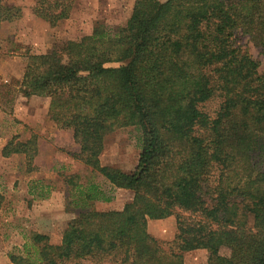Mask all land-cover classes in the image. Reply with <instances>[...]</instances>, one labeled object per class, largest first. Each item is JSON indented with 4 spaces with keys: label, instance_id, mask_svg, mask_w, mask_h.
Masks as SVG:
<instances>
[{
    "label": "trees",
    "instance_id": "trees-1",
    "mask_svg": "<svg viewBox=\"0 0 264 264\" xmlns=\"http://www.w3.org/2000/svg\"><path fill=\"white\" fill-rule=\"evenodd\" d=\"M73 2L35 0L32 12L55 26ZM21 15L0 0V24ZM238 29L264 54V0H134L115 31L97 23L78 40L27 54L23 96L48 98V116L79 145L75 157L108 187L68 181L84 200L109 201L113 189L134 194L121 210L79 213L58 244L24 232L11 264H182L194 249L207 251V264H264V169L256 160L264 162V72L235 44ZM215 97L210 116L201 105ZM113 126L140 132L130 172L100 163ZM37 151L32 134L12 137L1 153L24 155L30 172ZM173 214L177 251H166L146 223Z\"/></svg>",
    "mask_w": 264,
    "mask_h": 264
},
{
    "label": "rangeland",
    "instance_id": "rangeland-1",
    "mask_svg": "<svg viewBox=\"0 0 264 264\" xmlns=\"http://www.w3.org/2000/svg\"><path fill=\"white\" fill-rule=\"evenodd\" d=\"M16 1L22 2L20 5L23 10L22 18L15 21V25L11 23V25L0 26V58L6 60L3 72H0V108L8 117L0 121V137L7 136L10 140L17 136L19 140L24 141L23 136H26L25 134H28L30 130L29 134H35L37 141L41 136L45 138V142L43 143L44 151L40 157L42 164L35 165V170L26 172L25 159L22 154H19L15 160L9 162L10 165H14V170L11 168L7 174L0 172V192L3 193L0 199V257L7 256L10 251L20 248L24 242L23 233L33 230V227L35 230H38L39 226L42 227L43 229L40 230L42 232L52 231L53 233H49L48 236L52 242H56L59 239L58 233L61 228L79 213L89 210H121L125 203L132 200L134 194L129 189H113L112 198L109 201L84 200V195L80 192L82 189L75 188L68 181L69 177L74 176L73 183L82 185L96 183L108 187L104 178L97 172L91 171L75 157L79 151V145L73 138L70 139L65 135L64 129L58 139L54 130V122L48 115L42 117L37 112L31 113L33 123L37 121L35 125L37 133H33L31 131L33 129L21 119L24 110L28 108L24 107V104L20 105L21 115L16 111L18 103L15 102L20 95L23 96L20 90L21 79L18 77L23 72L27 54L44 53L66 40H78L86 35L85 33L91 32L92 27L97 23L104 24L113 32L117 27L125 24L130 16L133 1L74 0L69 17L59 21L55 26H50L47 21L33 14L32 7L35 0H3L7 4H15ZM233 38L237 46L248 51L258 62L259 71L264 72V54L261 48L254 45L241 29L234 33ZM41 101L43 105L47 104L48 98L44 97ZM219 103V98L215 97L202 104L201 109L213 116ZM42 104L36 107L38 112ZM56 127L59 129L57 125ZM39 130L44 132L40 134ZM139 135V130L134 126H113L104 137V148L99 156L100 163L126 172L132 171L137 164L140 152ZM258 144L264 145L263 137L258 139ZM256 160L262 162L261 168L264 169L263 160L257 155ZM46 161L52 162L49 171L46 170L48 167ZM34 174L42 178L31 179L29 176ZM17 175L24 176L21 178L23 190L18 183L19 179L14 182ZM34 180H41V184L44 185L43 187L37 186L34 194L40 189L43 191L47 189V195L35 197L33 192H28ZM63 209H65L64 215H62ZM45 211H49V215L43 214ZM56 211L60 212L55 213ZM177 213L186 215L179 210ZM146 228L166 251L169 249L177 251L174 241L177 233L176 214L164 219H148ZM8 258L2 261V264H11ZM103 264L111 263L104 262ZM182 264H207V251L194 249L184 252Z\"/></svg>",
    "mask_w": 264,
    "mask_h": 264
},
{
    "label": "crops",
    "instance_id": "crops-1",
    "mask_svg": "<svg viewBox=\"0 0 264 264\" xmlns=\"http://www.w3.org/2000/svg\"><path fill=\"white\" fill-rule=\"evenodd\" d=\"M133 2H134V0H132ZM133 2H132V6H133ZM13 5H17V6H20V5H22V2L21 1H16V3L15 4H13ZM22 13H23V10H22ZM22 16V15H21ZM69 17V16H68ZM22 17H20L18 20H20ZM15 21H17V20H15ZM15 21H11V22H2L1 24H0V26L2 25V26H4L5 24H9V25H11V23H13V25H15ZM17 25V24H16ZM92 29H93V27H92ZM92 32V31H91ZM91 32H87V33H85L86 35H89ZM1 59V58H0ZM5 59V58H4ZM5 62H6V60H3V59H1L0 60V72L2 71L3 72V66H4V64H5ZM24 70V69H23ZM22 74H23V72L22 73H20V77H18L19 79H21L22 78ZM21 81V80H20ZM42 98H44V97H41V96H30V97H24V96H19V98H17L16 100H15V102L16 103H18L17 105H16V111L19 113H21V115H22V112L20 111V109H19V106L20 105H22V104H24L23 106L24 107H27L28 108V110H24V112H23V117L21 118L22 120H23V122L24 123H26L28 126H30L33 130H31V131H33V133H37V131L35 130V125L37 124V121H35L34 123H33V118L31 117V113H33V112H37V113H39L40 114V116H47L48 115V103L47 104H42ZM40 101H41V104H42V106L39 108V112L37 111V108L36 107H39V105H41L40 104ZM46 102V101H45ZM36 105H38V106H36ZM31 108H35L36 110H33V109H31ZM2 119H8V117L6 116V113L4 112V111H2V108H0V121H2ZM53 125H54V130H55V132H56V136H58V139L60 138V136H61V132L63 131L62 130V128H57L56 127V124L55 123H53ZM65 130V135L66 136H68L70 139H72L73 138V135H72V130L71 129H64ZM40 131V134L41 133H43L44 131L43 130H39ZM29 132H30V130H29ZM29 132H28V134H25L26 136H23V137H25V140L26 139H28L31 135L30 134H32V133H30L29 134ZM16 134V133H15ZM9 140H8V138H7V136L6 137H0V172H4V173H8L9 172V170L12 168V170H14V165L12 164V165H10L9 164V162L10 161H12V160H15V158H17V156H19V154H17V153H13V154H11V155H9V156H3L2 155V153H1V151H2V148L5 146V144L8 142ZM45 142V138H42L41 136L38 138V141H37V147H38V151H37V154L35 155V157H34V159H33V164L34 165H40V164H42V161L40 160V157H42V153H43V151H44V148H43V143ZM23 157H24V155H23ZM47 162V166L48 167H46V170H50V166L52 165V162L50 163V162H48V161H46ZM43 164H45V163H43ZM24 176H18L17 175V177L15 178V180H14V182L17 180V179H19V184H20V187H22V190H23V186H22V182H21V178H23ZM31 179L32 178H42V177H37V175L36 174H34V175H32V176H29ZM36 181H41V180H34L32 183L34 184V182H36ZM32 184V185H33ZM25 185H26V183H25ZM27 186V185H26ZM28 190H30V188L28 189ZM24 192H26V191H24ZM28 192H30V191H28ZM32 193V192H31ZM0 194H2L3 195V193L2 192H0ZM30 194V193H29ZM32 194H34V192L32 193ZM35 195V197L36 196H38L37 195V193L36 194H34ZM47 195V194H46ZM39 197V196H38ZM35 206V205H34ZM36 208H37V206L35 207V209L34 210H36ZM58 212H60V211H56L55 213H58ZM43 214H47V215H49V211H45ZM65 214V209H63V211H62V215H64ZM36 226H37V224H35ZM38 228V227H37ZM36 228V229H37ZM41 228L42 227H40L39 226V228H38V230H35L34 229V227H33V230H35V231H39V232H41V233H44V234H47V235H49V233H53L52 231H40L41 230ZM43 229V228H42ZM58 237H59V239H58V241H56V242H52L51 241V239H50V241L52 242V243H55V244H58V243H60V240H61V236H60V233H58ZM22 244H23V242H22ZM8 258V254H7V256H1L0 257V263L2 264V261H6V259ZM9 259V258H8ZM9 262H10V260H9ZM11 263V262H10Z\"/></svg>",
    "mask_w": 264,
    "mask_h": 264
}]
</instances>
